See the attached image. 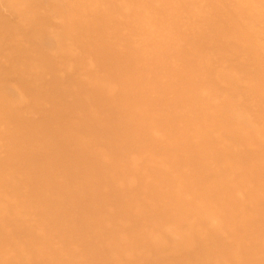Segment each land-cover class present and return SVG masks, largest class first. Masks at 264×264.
Returning <instances> with one entry per match:
<instances>
[{"label":"bare ground","instance_id":"1","mask_svg":"<svg viewBox=\"0 0 264 264\" xmlns=\"http://www.w3.org/2000/svg\"><path fill=\"white\" fill-rule=\"evenodd\" d=\"M0 264H264V0H0Z\"/></svg>","mask_w":264,"mask_h":264}]
</instances>
